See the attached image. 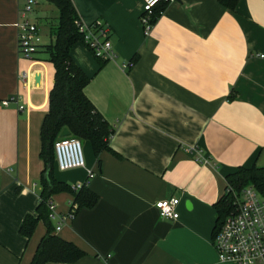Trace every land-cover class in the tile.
<instances>
[{
  "label": "crops",
  "instance_id": "0c3cea01",
  "mask_svg": "<svg viewBox=\"0 0 264 264\" xmlns=\"http://www.w3.org/2000/svg\"><path fill=\"white\" fill-rule=\"evenodd\" d=\"M72 1L83 24L109 28L117 59L102 65L83 43L71 51L90 79L86 96L114 132L101 166L89 141L84 168L56 163L59 181L88 184L99 196L53 232L85 252L70 264H237L221 262L213 240L227 177L264 167V0H240L235 11L219 0H171L148 35L142 0ZM26 3L0 0V264H31L47 233L43 220L31 238L21 233L37 217L55 74L43 50L31 59L19 53ZM50 5L39 1L27 15L41 45L53 42L58 23ZM171 198L180 200L175 221L155 207ZM52 200L59 217L71 213V193Z\"/></svg>",
  "mask_w": 264,
  "mask_h": 264
},
{
  "label": "trees",
  "instance_id": "16d2710c",
  "mask_svg": "<svg viewBox=\"0 0 264 264\" xmlns=\"http://www.w3.org/2000/svg\"><path fill=\"white\" fill-rule=\"evenodd\" d=\"M53 5L58 13V23L50 28L53 42L40 45L47 55L46 61L55 69L54 85L49 94V109L41 128L40 158L44 169L40 178L39 204L37 217L26 218L21 233L31 238L38 223L45 221L47 233L42 238L31 264L47 263H75L86 254L75 244L65 241L53 232L55 227L49 218V202L53 196L60 193H71L74 197L71 213L77 215L83 209L94 208L99 196L84 184L80 189L55 177L56 153L55 142L60 139L61 132L67 128L72 138L82 143L89 141L94 155L101 166V154L111 150L110 139L113 127L99 113L92 101L86 96L85 88L89 84V77L74 62L71 57L73 47L83 43L84 34L80 32L76 22L80 20L77 9L72 0H45ZM240 0H219L224 7L235 11ZM169 2L161 3L154 9L152 24L154 25L165 11ZM94 55V53L89 49ZM39 52V51H38ZM95 57V55H94ZM102 65L107 63L95 57ZM226 194L217 204L218 218L215 233L219 230L224 219L234 209L235 196H240L244 188L254 186L264 196V167L254 165L251 168L240 167L226 179Z\"/></svg>",
  "mask_w": 264,
  "mask_h": 264
},
{
  "label": "built area",
  "instance_id": "2783aa9c",
  "mask_svg": "<svg viewBox=\"0 0 264 264\" xmlns=\"http://www.w3.org/2000/svg\"><path fill=\"white\" fill-rule=\"evenodd\" d=\"M42 0H27L23 10L24 20L18 26V45L19 53L26 59H31L37 53L41 45L39 28L31 23L27 15L33 11L35 5ZM144 12L142 15V24L145 34L148 35L152 28V17L154 9L163 2L171 0H142ZM81 33L84 34L85 44L89 47L95 57L106 62L115 61L117 54L109 38V28L101 22L94 25H85L80 20L76 22ZM124 71L133 67V63L123 64ZM21 81L26 84L28 75L23 73ZM17 102V98L5 101L3 104L9 106ZM19 111H24L25 107L20 105ZM197 161L203 163L205 158L201 152L194 148ZM56 163L60 170L68 171L78 168H84L86 165L83 152V143L72 137L60 138L55 142ZM90 177L94 175L89 174ZM82 186H73L74 190ZM180 203L178 198H171L157 201L156 209L162 219L175 221L179 218L177 207ZM49 218L51 221H57L56 231H60L68 219L74 217L70 213L66 217H59L56 212V206L51 200L49 202ZM214 247L218 252L221 262H234L237 264H264V196L254 187L244 188L240 196H235L234 209L224 219L219 230L215 233L213 240Z\"/></svg>",
  "mask_w": 264,
  "mask_h": 264
},
{
  "label": "rangeland",
  "instance_id": "374dc122",
  "mask_svg": "<svg viewBox=\"0 0 264 264\" xmlns=\"http://www.w3.org/2000/svg\"><path fill=\"white\" fill-rule=\"evenodd\" d=\"M50 9H52V16H56L57 14V9L53 6V5H50ZM51 20V19H49ZM48 25L50 24L51 26L53 25L54 21H50V22H47ZM82 44V43H80ZM86 145L83 143V152H84V156H85V161H87V149H86ZM69 171V170H68Z\"/></svg>",
  "mask_w": 264,
  "mask_h": 264
},
{
  "label": "water",
  "instance_id": "95a60500",
  "mask_svg": "<svg viewBox=\"0 0 264 264\" xmlns=\"http://www.w3.org/2000/svg\"><path fill=\"white\" fill-rule=\"evenodd\" d=\"M38 81H39V79H38ZM70 135H71L70 131H69L67 128H65V129L61 132L60 137H61V138H65V137H70Z\"/></svg>",
  "mask_w": 264,
  "mask_h": 264
}]
</instances>
